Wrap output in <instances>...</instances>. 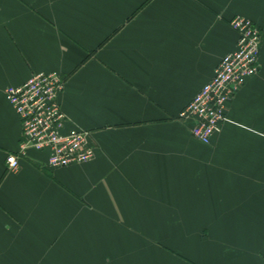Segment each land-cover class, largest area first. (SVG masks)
Wrapping results in <instances>:
<instances>
[{"label":"crops","instance_id":"obj_1","mask_svg":"<svg viewBox=\"0 0 264 264\" xmlns=\"http://www.w3.org/2000/svg\"><path fill=\"white\" fill-rule=\"evenodd\" d=\"M236 14L263 28L264 0H0V264H264V30L211 142L178 119ZM52 70L90 161L20 152L5 89Z\"/></svg>","mask_w":264,"mask_h":264},{"label":"built area","instance_id":"obj_2","mask_svg":"<svg viewBox=\"0 0 264 264\" xmlns=\"http://www.w3.org/2000/svg\"><path fill=\"white\" fill-rule=\"evenodd\" d=\"M230 25L238 32L237 47L222 56L212 78L178 114L179 119L190 123L192 135L205 143L222 129L229 101L260 70L262 26L243 14L233 16ZM65 83L58 70L39 71L5 89L22 123L20 152L47 150V165L52 168L87 162L96 155L92 131L68 124L60 100ZM7 163L17 169V154H9Z\"/></svg>","mask_w":264,"mask_h":264},{"label":"rangeland","instance_id":"obj_3","mask_svg":"<svg viewBox=\"0 0 264 264\" xmlns=\"http://www.w3.org/2000/svg\"><path fill=\"white\" fill-rule=\"evenodd\" d=\"M264 28V27H263ZM264 30V29H263ZM179 119V118H178ZM180 121H182V122H184V123H186L187 125H188V127H189V129H191V126H190V123L189 122H187L186 120H181V119H179Z\"/></svg>","mask_w":264,"mask_h":264}]
</instances>
